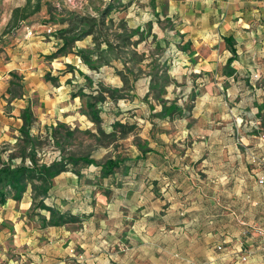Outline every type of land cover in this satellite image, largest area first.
Segmentation results:
<instances>
[{"label": "rangeland", "instance_id": "rangeland-1", "mask_svg": "<svg viewBox=\"0 0 264 264\" xmlns=\"http://www.w3.org/2000/svg\"><path fill=\"white\" fill-rule=\"evenodd\" d=\"M25 4L26 0H0V168L6 163L33 167L32 153L38 166L68 157L86 158L94 164L71 165L68 174L53 180L51 195L43 201L65 219L75 216L76 221L54 226L53 222H60L59 215L43 209L40 200L33 199L31 187L21 200L9 199L14 202L0 205V264L151 262L137 260L135 254H155V264H167V251L175 252L167 250L170 241L182 253V260L175 264H264L259 235L264 226V189L252 175L260 170L258 159L251 154V163L245 162L243 136L229 135L232 121L227 118L194 123L193 136L181 133L185 123L177 128L164 125L167 88L162 91V85L174 86V92L181 86L167 74L171 62L159 67L147 63L149 57L133 65L142 60L148 42L138 48L137 36L129 38L133 31L126 22L127 4L122 0H40L38 13L17 27L9 26L14 10ZM81 18L97 20L99 27L92 37L105 61L120 59L122 65L133 66L136 76L149 77L143 97L131 94L133 75V82L123 78L121 89L98 85L100 90L91 94L106 97L95 111H122L131 120L136 111L135 124L119 122L123 127L101 131V125L95 123L81 130L47 118L50 106L39 93L50 95L56 85L53 63L60 55L52 54L48 46L57 36L64 41L84 39L83 33L90 27L80 23ZM106 39L113 47L103 51L98 45H104ZM154 52L163 55L166 51L156 48ZM259 74L253 77L259 78ZM80 97L77 114L90 120L87 105L94 99ZM21 107L30 109L35 125L29 142L20 138L17 128V120L26 110ZM240 118L236 124L243 127L246 118ZM207 139L211 144L196 153L194 146ZM229 145L238 146L234 155H242V164L227 161L232 156ZM211 146L215 147L207 150ZM165 156L173 160L176 171L164 165ZM108 160L121 161L122 166L103 178L100 167ZM81 173L84 178L79 181ZM256 242L262 261L248 263L247 258L253 256L251 244Z\"/></svg>", "mask_w": 264, "mask_h": 264}, {"label": "crops", "instance_id": "crops-1", "mask_svg": "<svg viewBox=\"0 0 264 264\" xmlns=\"http://www.w3.org/2000/svg\"><path fill=\"white\" fill-rule=\"evenodd\" d=\"M122 3L127 4L129 9L126 22L133 31L129 37L132 39L137 36L135 46L138 48L146 40L148 42L142 51V60L133 65L149 57L150 60L146 62L155 63L159 67L165 62H171L170 68L166 69L167 74L174 79V84L177 82L181 86L176 92L174 86L164 87L165 90L167 88L163 96L164 125L177 128L179 124L185 123L187 127L181 133L193 136L194 123L202 125L227 118L232 121L231 128H228L229 135L240 133L243 136L241 142L245 148V162L251 163V154L264 161V0H122ZM52 40L48 46L52 54L64 48L66 52L59 53L54 59L53 77L56 85L49 90L51 94L39 93L40 97L44 96L42 101L48 102L50 106L47 118L54 117L59 123L64 122L73 128L89 129L95 126V122L80 112L77 114L81 109L80 94H95L100 90L98 85L121 89L124 79L127 83L135 81V89L131 92L133 96L143 97L148 92L146 85L149 77L141 79L136 76L133 66L128 63L122 65L120 59L105 61L103 54L97 52L92 35L68 46H65L66 41L62 37L57 36ZM99 46L103 51L108 48L106 44ZM156 48L166 52L158 55L154 52ZM80 50L93 52V62L99 63L98 70L84 63L78 55ZM256 73L261 76L253 77ZM132 114L133 119H136V111ZM99 117L101 131H112L119 122L129 125L136 123L126 118L122 111L116 110L111 114L99 113ZM240 117L246 118L243 127L236 124ZM190 120L192 123L189 124ZM17 122L20 130L23 126L22 118ZM34 129L35 125L32 127ZM209 144L211 142L207 139L206 143L194 146L195 152H204V147ZM229 146L232 156L227 161L230 164L237 161L242 164V155H234L238 146ZM173 163L171 158L164 157V165L176 171ZM256 166L260 170H252V175L258 183L259 177L264 175V164L257 163ZM66 174L64 172L55 179ZM83 178L82 173L79 174V181ZM259 186L264 189V186ZM256 246L258 242L251 244L250 252L253 256L247 258L248 263L262 261L259 255L261 249ZM173 249L175 252L167 251L165 255L167 264L182 260V253H178L177 247L170 241L167 250ZM133 257L151 261L146 264H155V254H135Z\"/></svg>", "mask_w": 264, "mask_h": 264}, {"label": "trees", "instance_id": "trees-1", "mask_svg": "<svg viewBox=\"0 0 264 264\" xmlns=\"http://www.w3.org/2000/svg\"><path fill=\"white\" fill-rule=\"evenodd\" d=\"M34 0H26L25 6L21 8H17L14 10L12 18L10 20L9 26L17 27L22 22L28 20L31 16L38 13L41 10L40 0H37L33 3ZM105 16L108 15V11L105 12ZM90 27L89 30L84 31L83 36L87 37L89 35H94L96 30L99 27V24L95 18H81V22ZM131 38V37H129ZM79 37L68 38L66 39L65 46H68L71 43H74ZM105 44L108 49L112 48L113 44L109 42L108 39L105 40ZM98 45V44H96ZM100 45V44H99ZM98 45V47H100ZM63 50H59L58 53L64 52ZM78 55L82 58L85 64H87L91 69L98 70L99 65L97 62H93V52L90 50H80L78 51ZM50 81V80H48ZM165 83L162 85V91H164ZM109 92H112L109 90ZM111 94V93H110ZM94 99L93 103H88V108L91 109L92 119L95 123H100L99 112L95 111L96 104L104 102L106 100L105 95L99 94L98 96H92ZM165 109L163 108L162 114L164 115ZM160 114V115H162ZM23 126L20 129V138H25L26 141H30V132L33 127V117L30 109H26L23 114ZM119 127H123L121 124H118ZM32 144V143H31ZM31 146L34 147L32 144ZM32 147V151L34 150ZM31 162L33 163V167H28L26 165L13 166L12 163H6L2 165L0 168V205H6L9 199L19 201L22 199L23 195L28 191L31 187L33 190L34 196L33 199L35 201L40 200L41 207L43 209H47L53 216H58L60 222H53L54 226L62 225L66 222V220L76 221L78 218L75 216H69L68 219H65L62 215L54 210V208L47 207L43 205V201H45L50 196V191L52 190L53 180L61 175L64 172H67L69 167L74 164H78L79 162L88 164L92 163L89 159L86 158H63V160L59 162H54L51 165H42L38 166L36 161V154H30ZM122 166L121 161L108 160L105 164H103L101 169V177L107 178L114 174L115 170ZM62 220V221H61Z\"/></svg>", "mask_w": 264, "mask_h": 264}, {"label": "built area", "instance_id": "built-area-1", "mask_svg": "<svg viewBox=\"0 0 264 264\" xmlns=\"http://www.w3.org/2000/svg\"><path fill=\"white\" fill-rule=\"evenodd\" d=\"M69 3H73V0H68ZM51 32V30H49ZM257 162L259 164H264V161L262 159H258ZM258 183L262 186H264V175L259 177ZM260 230V240L261 243L264 245V228L259 229Z\"/></svg>", "mask_w": 264, "mask_h": 264}]
</instances>
